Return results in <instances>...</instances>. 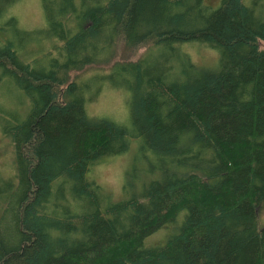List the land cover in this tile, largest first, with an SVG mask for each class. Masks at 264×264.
Masks as SVG:
<instances>
[{"label": "trees", "instance_id": "trees-1", "mask_svg": "<svg viewBox=\"0 0 264 264\" xmlns=\"http://www.w3.org/2000/svg\"><path fill=\"white\" fill-rule=\"evenodd\" d=\"M19 1L0 0V97L23 108L0 107L15 168L0 177V264H264V0H40L32 30L9 14ZM118 41L147 47L111 63ZM105 84L127 94L123 124L85 111ZM133 141L114 201L86 176Z\"/></svg>", "mask_w": 264, "mask_h": 264}, {"label": "rangeland", "instance_id": "rangeland-1", "mask_svg": "<svg viewBox=\"0 0 264 264\" xmlns=\"http://www.w3.org/2000/svg\"><path fill=\"white\" fill-rule=\"evenodd\" d=\"M76 1V0H75ZM40 0H20L18 3L13 5L9 9V14L16 19L18 28L23 30H32L42 28L43 21L40 12ZM218 0H206V3L210 6H215ZM28 44H18L17 50L19 51H32L38 54L41 48H30L26 47ZM40 44H37L38 47ZM117 51L115 57L111 61H135L140 56H142L146 50L147 46H142L140 48L129 50L125 49L122 46L120 41L117 42ZM258 48L261 51H264V41H258ZM183 49L189 54L193 63L198 66H213L216 63L217 55L215 52L198 48L194 45L184 46ZM107 65H98L89 70L88 72L77 75L79 78H86L90 76L89 74H102L105 73L108 69ZM76 75L71 73L70 77ZM92 94L94 95L96 87L92 86ZM9 95L0 97V107L7 109L9 112L14 114H21L23 108L20 103V98L17 92L10 90ZM57 95V93H56ZM92 95V96H93ZM127 99V94L125 91L117 88H113L108 84H105L101 87L99 94L94 98L90 103L85 104V111L90 116L95 117H106L114 122L123 124L125 121H128L127 108L125 106ZM136 152V142L133 141L129 144L128 150L118 156L107 159L103 162H100L92 167L88 172L86 179L93 180L96 184L100 186L102 191L110 196L114 201L122 198V178L124 172L129 169L132 164H130L133 156ZM149 157V156H148ZM148 161L150 163H155L156 158L153 156L149 157ZM146 162L140 159L137 163V168L139 171L146 170ZM14 158L13 151L10 141L7 138H4L0 133V177L3 179H9L14 177ZM153 174L149 175H154ZM135 185L138 184V180L135 179ZM258 223L261 226H264V209H258ZM164 229L157 230L156 233L151 235L146 239L145 244L147 246L161 245L166 240L167 236L173 230L172 226L165 225Z\"/></svg>", "mask_w": 264, "mask_h": 264}]
</instances>
